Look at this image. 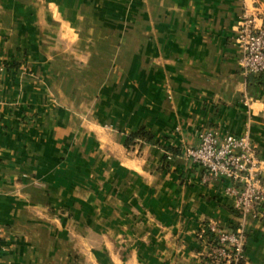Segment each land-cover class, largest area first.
<instances>
[{"label": "crops", "instance_id": "obj_1", "mask_svg": "<svg viewBox=\"0 0 264 264\" xmlns=\"http://www.w3.org/2000/svg\"><path fill=\"white\" fill-rule=\"evenodd\" d=\"M245 15L263 27L264 0H0V264H215L214 222L264 264V216L184 155L247 135L264 172Z\"/></svg>", "mask_w": 264, "mask_h": 264}, {"label": "built area", "instance_id": "obj_2", "mask_svg": "<svg viewBox=\"0 0 264 264\" xmlns=\"http://www.w3.org/2000/svg\"><path fill=\"white\" fill-rule=\"evenodd\" d=\"M237 44L241 50L242 72L247 76L264 73V26L255 17L245 15L240 24ZM198 146L187 147L184 155L202 166L204 179L229 180L228 194L235 198V208L244 221L264 216V172L260 148L249 136L220 134L215 130L200 134ZM216 236L211 242L209 259L215 264H241L244 261L248 231L243 225L227 230L217 223L209 225Z\"/></svg>", "mask_w": 264, "mask_h": 264}, {"label": "trees", "instance_id": "obj_3", "mask_svg": "<svg viewBox=\"0 0 264 264\" xmlns=\"http://www.w3.org/2000/svg\"><path fill=\"white\" fill-rule=\"evenodd\" d=\"M145 141V142H152L153 141V134L146 129H140L135 133H132L126 142L127 147L135 144L136 141ZM214 237V236H213ZM243 264V262L241 263Z\"/></svg>", "mask_w": 264, "mask_h": 264}]
</instances>
